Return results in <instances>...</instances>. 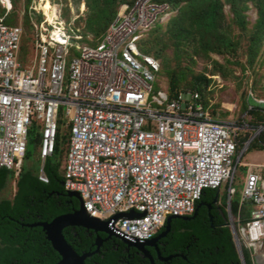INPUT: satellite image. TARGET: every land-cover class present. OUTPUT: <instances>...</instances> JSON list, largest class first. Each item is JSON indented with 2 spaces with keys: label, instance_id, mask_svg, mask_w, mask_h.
<instances>
[{
  "label": "built area",
  "instance_id": "2783aa9c",
  "mask_svg": "<svg viewBox=\"0 0 264 264\" xmlns=\"http://www.w3.org/2000/svg\"><path fill=\"white\" fill-rule=\"evenodd\" d=\"M172 15L169 3L132 0L97 46L78 47L72 58L65 26L58 38L59 19L47 17L35 25L37 74L18 61L22 27L1 21L0 169L22 163L36 121L43 162L55 153L61 128L69 129L65 189L81 195L90 216L142 242L158 235L170 216H192L205 190L229 184L234 195L238 127L214 119L198 92L155 94L160 64L139 50L146 32ZM252 98L264 110V98ZM39 179L49 183L43 169ZM263 184L264 165L251 167L242 193V202L254 204L251 221L241 226L229 218L256 264L264 257ZM128 213L141 215L115 219Z\"/></svg>",
  "mask_w": 264,
  "mask_h": 264
},
{
  "label": "trees",
  "instance_id": "16d2710c",
  "mask_svg": "<svg viewBox=\"0 0 264 264\" xmlns=\"http://www.w3.org/2000/svg\"><path fill=\"white\" fill-rule=\"evenodd\" d=\"M131 1L81 0L82 5L84 4L90 10L87 20L88 29L97 35L106 32L117 17L119 7L123 3L129 2L130 4ZM156 1L169 3L173 9L166 33L176 50L188 44H195L197 51L205 54L234 55L238 49V40H235L227 23L225 6L228 5L233 13L234 23L242 33L248 35V50L252 62L258 56L264 43V0ZM248 2H252L258 10V20L251 30L248 29L244 14L245 4ZM31 13H33L32 10ZM159 73L160 70L157 78ZM185 79L183 75L172 77L169 87L165 88L158 87L156 80L154 92L158 94L159 91H165L169 93L170 98H173L183 92L179 86ZM197 89L198 91L191 92L200 93L203 100V89L201 87ZM204 105L208 109L205 103ZM253 115L260 124L258 127L264 126V110L255 107ZM67 135V147L61 149L60 143L65 137L62 136L60 130L55 153L43 162L40 145L41 133L36 130V126L30 131L28 149L22 161L13 198H4L0 201V264H56L60 261L61 258L47 241L43 230L28 226L52 222L56 217L72 213L80 208L79 200L69 197L64 186L65 176L62 169L69 149L70 130ZM239 139L238 136V141ZM240 142L241 140L237 145V153ZM33 146L35 150L36 146L39 147V158L43 163L39 171L34 165H23V162L33 154L31 150ZM261 150L264 151V148ZM42 169L49 183L40 181L39 175ZM13 178L12 170L0 169V192L8 187ZM217 194L218 191L205 190L198 204L203 200L213 204ZM212 209L213 212L209 213L207 206L201 207L197 217L190 221L173 220L165 254L179 255L167 261L157 260V264H242L230 229L226 205L213 204ZM253 209L254 204L242 202L241 198V201H232L230 212L235 222L244 226L251 221ZM98 236L106 239L104 234L98 235L82 227H69L64 230L66 241L79 255L94 253ZM128 248L119 239L107 240L97 254L87 258L86 264H138V262H143L136 254L137 249L127 250ZM243 250L247 264H255L253 251L246 246H243ZM148 263V260L144 259L143 264Z\"/></svg>",
  "mask_w": 264,
  "mask_h": 264
},
{
  "label": "rangeland",
  "instance_id": "374dc122",
  "mask_svg": "<svg viewBox=\"0 0 264 264\" xmlns=\"http://www.w3.org/2000/svg\"><path fill=\"white\" fill-rule=\"evenodd\" d=\"M11 3V9L0 3V22L3 21L7 25L22 26L21 51L18 55V61L22 62L24 68L34 67L37 74L39 53L34 43L36 38L35 25L40 26V23L47 19V13L42 10L40 0H11ZM56 3H64L63 10L61 6L55 5ZM128 3H123L118 9V13ZM44 4L45 10L51 5L54 7L55 21L59 19L61 26H65V33L70 36L68 42L69 44L73 43V47L70 48V58L78 55V47H95L99 44L105 32L97 35L88 29L87 20L90 10L84 4L82 5L81 0H46ZM31 6L41 8V11L31 13ZM225 12L230 30L235 40H238V49L234 55L205 54L198 52L195 44H188L176 50L166 33L170 19L148 30L138 46L142 53L154 58L160 64L161 69L157 78L158 87H169L172 77L183 75L186 79L179 86L183 92L198 91L197 88L201 87L204 103L212 117L216 120L234 122L238 127L237 133L241 142L236 157V162L240 159L234 182L236 194L230 196L229 184H225L219 192L218 204L220 206L226 205V210H228V205L230 204L231 208L232 201H241L249 169L253 166L264 165V151L261 150L264 148V132L260 134L257 132V127L260 124L253 115L257 105L252 98V95L256 99L264 98V43L255 61L252 62L248 50V35L242 33L234 23L230 6H225ZM244 14L248 29H253L258 20L257 7L252 2L246 3ZM58 16H61V19ZM77 36L79 39L76 38ZM38 127L41 128L40 121H36V130L40 132ZM68 133L69 129L61 128V134L65 137L64 141L62 140L60 143L61 149L67 147ZM251 140L252 142L247 145ZM36 147L35 150L33 146L31 149L33 154L23 162V165H34L39 171L43 163L39 158V147ZM254 155L259 156L252 158ZM63 160L64 157L62 162ZM21 167L22 163L18 164L17 162L13 169L14 178L8 187L0 192V201L4 198H13ZM62 172L64 173V170ZM262 189L264 191V184ZM232 222L236 223L233 217Z\"/></svg>",
  "mask_w": 264,
  "mask_h": 264
},
{
  "label": "water",
  "instance_id": "95a60500",
  "mask_svg": "<svg viewBox=\"0 0 264 264\" xmlns=\"http://www.w3.org/2000/svg\"><path fill=\"white\" fill-rule=\"evenodd\" d=\"M252 142L249 141L248 145ZM67 195L69 197H73L79 200L80 202V208L79 210H76L72 213L64 214L61 216L56 217L52 222H45V223H38L34 225L28 226L29 228H41L43 232L46 235L47 241L51 244L53 250L59 255L61 258L59 262L56 264H86L87 258H91L93 255L97 254L99 251L100 247L102 244L108 239V238H116L121 240L126 246L129 248H135L140 252L145 253L151 261V264H155L154 258L151 257V255L148 253L146 250L147 246H156V242L162 238L167 237V235L171 231L172 227V222L173 220L180 219L184 221H190L194 219L199 211V208L202 206V204H198L195 213L192 216H184V217H175V216H170L167 220V223L164 227V231L160 233V235L156 238H153L148 241H139V240H132L129 239L116 231L113 230L111 227V222L110 221H103L99 218L92 217L90 216L84 207V201L81 197V195L78 192L74 191H67ZM219 200V191L216 196V199L214 200L213 204H218ZM229 200L231 198L229 197ZM212 204V205H213ZM212 205L208 206V209H212ZM228 213H229V218L230 220L232 219V215L230 212V204L228 205ZM141 214H136V213H128V214H118L115 219H118L120 217H140ZM212 221V219H211ZM69 227H82L87 230H92L95 233H105L107 235L106 239L101 238L100 236L97 237L96 239V250L94 253H87L84 255H79L71 246L70 244L66 241L64 237V230ZM235 234L233 233L234 237V243L236 246V249H238L240 258L242 260V264H247L246 258L244 257V250L240 243L236 240ZM178 255H171L167 258H163V260H168L173 257H176Z\"/></svg>",
  "mask_w": 264,
  "mask_h": 264
},
{
  "label": "flooded vegetation",
  "instance_id": "af4514ba",
  "mask_svg": "<svg viewBox=\"0 0 264 264\" xmlns=\"http://www.w3.org/2000/svg\"><path fill=\"white\" fill-rule=\"evenodd\" d=\"M201 204H202V206L201 207H203V206H207V209H208V206L209 205H211V204H209V202L208 201H206V200H203L202 202H201ZM219 205V204H218ZM201 207L199 208V210L201 209ZM208 211H209V213H211V212H213V209H211V210H209L208 209ZM198 213H199V211H198ZM198 213H197V215H198ZM197 215H196V217H197ZM195 217V218H196ZM194 218V219H195ZM177 220V219H176ZM171 229H172V227H171ZM164 231V229L162 230V231H160L159 233H158V235H156L154 238H156V237H158L159 235H160V233H162ZM171 232V231H170ZM98 235L99 234H104L105 236H106V238H107V235L105 234V233H97ZM170 234V233H169ZM168 234V235H169ZM168 235H167V237H165V238H162V239H160V240H158L157 242H156V246L154 247H152V246H147L146 247V250L148 251V253L151 255V257L152 258H154V261H155V264H157V260H159V261H167V260H163V258H167V257H169V256H171V255H166L165 254V252L167 251V238H168ZM102 238V237H101ZM114 237H112V238H108L107 240H110V239H113ZM104 239V238H103ZM106 240V241H107ZM135 249V248H134ZM127 250H129V248L127 249ZM136 250V249H135ZM136 254H137V256H138V258H141L142 260H143V262H144V259H146V260H148V264H151V261H150V258L145 254V253H143V252H140V251H138V250H136ZM179 255V254H178ZM143 262H141V263H139L138 262V264H143Z\"/></svg>",
  "mask_w": 264,
  "mask_h": 264
},
{
  "label": "bare ground",
  "instance_id": "6f19581e",
  "mask_svg": "<svg viewBox=\"0 0 264 264\" xmlns=\"http://www.w3.org/2000/svg\"><path fill=\"white\" fill-rule=\"evenodd\" d=\"M46 0H40V5L42 6V10L45 11V13H47V17H48V20L52 23H55L57 21H55V12H54V7L51 5L49 6L46 10L44 9V2ZM4 2V6L8 9H11V0H0V3ZM41 10V8H38ZM60 19H61V16H58ZM61 31H62V26H59L55 29L54 31V35L57 36L58 38H61ZM261 260V262H260ZM259 263L261 264H264V257H261L259 259Z\"/></svg>",
  "mask_w": 264,
  "mask_h": 264
},
{
  "label": "crops",
  "instance_id": "0c3cea01",
  "mask_svg": "<svg viewBox=\"0 0 264 264\" xmlns=\"http://www.w3.org/2000/svg\"><path fill=\"white\" fill-rule=\"evenodd\" d=\"M257 156H259V155H254V157H252V158H256ZM257 166H260V165H257ZM263 186V185H262ZM221 191V190H220ZM219 191V192H220ZM218 202H219V200H218ZM228 212V211H227ZM229 214V213H228Z\"/></svg>",
  "mask_w": 264,
  "mask_h": 264
}]
</instances>
